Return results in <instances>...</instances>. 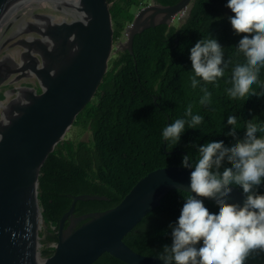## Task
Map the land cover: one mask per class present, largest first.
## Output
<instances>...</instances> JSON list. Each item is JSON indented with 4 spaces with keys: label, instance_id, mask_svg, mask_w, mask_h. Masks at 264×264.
Instances as JSON below:
<instances>
[{
    "label": "water",
    "instance_id": "95a60500",
    "mask_svg": "<svg viewBox=\"0 0 264 264\" xmlns=\"http://www.w3.org/2000/svg\"><path fill=\"white\" fill-rule=\"evenodd\" d=\"M192 1L167 6L153 1L142 7L126 27L125 40L114 48L107 0H80L83 16L61 23L52 0H0V264H92L105 252L127 264H164L157 256L134 251L124 236L169 191L190 193L194 169H154L104 211L76 216L77 200L106 197L74 196L59 221L51 255L45 253L38 178L48 155L93 99L113 50L132 54L136 33L172 24ZM163 149L168 153L166 144ZM244 199L235 188L229 202Z\"/></svg>",
    "mask_w": 264,
    "mask_h": 264
},
{
    "label": "trees",
    "instance_id": "16d2710c",
    "mask_svg": "<svg viewBox=\"0 0 264 264\" xmlns=\"http://www.w3.org/2000/svg\"><path fill=\"white\" fill-rule=\"evenodd\" d=\"M107 1L117 41L134 19L136 13L132 9L143 5L144 0ZM179 1L154 0L165 6ZM227 2L193 0L181 23H160L136 33L133 53L120 50L111 59V66L93 99L73 123L77 128L83 126L90 140L62 139L41 168L38 198L47 226L46 244L57 242L59 221L69 210L74 196L106 197L77 200L76 216L107 210L117 205L148 172L160 167L181 166L182 158L189 154L195 164L199 158L198 147L208 142L223 141L229 147L234 144V138L226 135L232 127L227 124L229 115L238 118V138H243L248 120L264 125V96L233 99L226 92L231 87L228 82L231 67L245 62L243 54H238L236 49L244 34L238 35L232 29L229 17L234 14L226 7ZM209 37L218 40L224 48L225 60L231 58L233 64L219 80V87L207 85L212 93L211 104L202 106L200 87H191L193 73L189 57L195 43ZM259 79L264 82V69ZM252 87L260 91L259 85ZM189 104L194 115L204 117L203 122L195 129L186 125L177 145L164 142V128L176 119H187L184 114ZM165 144L168 153L163 149ZM228 166L225 162L221 171ZM258 192L264 194V185ZM190 194L179 189L169 191L161 204L124 236V242L140 254L158 257L164 245H171L169 225L178 220L184 199ZM204 204L210 212H218L215 202L204 199ZM68 224L66 220L65 226ZM52 250L53 247H46L45 253L51 255ZM92 264L127 263L105 252ZM250 264H264V258Z\"/></svg>",
    "mask_w": 264,
    "mask_h": 264
},
{
    "label": "clouds",
    "instance_id": "9594fccd",
    "mask_svg": "<svg viewBox=\"0 0 264 264\" xmlns=\"http://www.w3.org/2000/svg\"><path fill=\"white\" fill-rule=\"evenodd\" d=\"M226 7L234 14L229 17L232 29L244 34L236 49L245 57V62L231 67V87L226 92L233 99L264 96V82L259 79L264 69V0H228ZM187 12L177 14L172 24L176 19L181 23ZM125 38L122 35L117 41ZM224 55V48L211 37L197 41L190 49L191 87H200L202 106L211 104L207 85L219 87V80L233 64ZM254 84L260 91L253 89ZM184 115L187 119H176L164 128L165 141L177 145L186 125L195 129L204 120L193 114L191 104ZM237 120L234 115L227 119L232 127L226 135L235 140L230 147L223 141L208 142L198 147L195 164L190 154L182 158L183 167L194 169L190 174L191 194L184 199L178 220L169 225L172 243L164 245L157 257L164 264H250L264 258V194L258 192L264 185V135H257L264 133V125L248 120L243 138H238ZM225 162L230 166L221 171ZM235 188L242 190V204L229 202ZM204 199L214 200L218 212H210Z\"/></svg>",
    "mask_w": 264,
    "mask_h": 264
},
{
    "label": "rangeland",
    "instance_id": "374dc122",
    "mask_svg": "<svg viewBox=\"0 0 264 264\" xmlns=\"http://www.w3.org/2000/svg\"><path fill=\"white\" fill-rule=\"evenodd\" d=\"M153 1L154 0H144L143 5L135 6L132 9V12L134 14L137 13L142 7L145 6V3L150 4V3H153ZM52 2L54 4V7L56 10L58 19H59V23H61L62 21L70 22L75 18L76 10H75V7L72 4L71 0H52ZM174 22L177 23L178 20L176 19ZM123 31H122V33H123ZM116 46H117V41L114 40L113 47L115 48ZM115 56H116V53H115V49H114L112 52V56L108 61L109 62L108 68L111 66V64H110L111 59ZM88 134H89V132L88 131L86 132L85 128L83 126L77 128V126L73 124L70 127V129L65 133V136L63 137V139L71 138L74 141H79V140H83V139L86 140L88 138L87 140H90V135H88Z\"/></svg>",
    "mask_w": 264,
    "mask_h": 264
},
{
    "label": "bare ground",
    "instance_id": "6f19581e",
    "mask_svg": "<svg viewBox=\"0 0 264 264\" xmlns=\"http://www.w3.org/2000/svg\"><path fill=\"white\" fill-rule=\"evenodd\" d=\"M71 2L74 5L75 10H76V16L74 19H80L83 16L82 12L79 11L80 0H71Z\"/></svg>",
    "mask_w": 264,
    "mask_h": 264
},
{
    "label": "built area",
    "instance_id": "2783aa9c",
    "mask_svg": "<svg viewBox=\"0 0 264 264\" xmlns=\"http://www.w3.org/2000/svg\"><path fill=\"white\" fill-rule=\"evenodd\" d=\"M123 37L125 38V37H127V32L125 31V33L123 34Z\"/></svg>",
    "mask_w": 264,
    "mask_h": 264
}]
</instances>
